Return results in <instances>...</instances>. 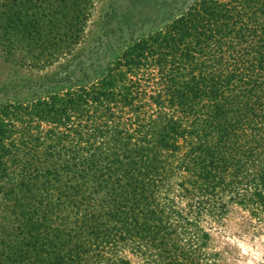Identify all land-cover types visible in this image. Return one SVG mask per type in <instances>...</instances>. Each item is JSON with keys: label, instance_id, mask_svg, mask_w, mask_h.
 Returning a JSON list of instances; mask_svg holds the SVG:
<instances>
[{"label": "trees", "instance_id": "1", "mask_svg": "<svg viewBox=\"0 0 264 264\" xmlns=\"http://www.w3.org/2000/svg\"><path fill=\"white\" fill-rule=\"evenodd\" d=\"M112 65L0 105V264H212L202 222L233 204L264 221V0H194Z\"/></svg>", "mask_w": 264, "mask_h": 264}, {"label": "rangeland", "instance_id": "2", "mask_svg": "<svg viewBox=\"0 0 264 264\" xmlns=\"http://www.w3.org/2000/svg\"><path fill=\"white\" fill-rule=\"evenodd\" d=\"M69 1L38 0L32 10L28 0H0V105H29L52 91L89 87L129 45L162 31L194 0H84L85 17L76 28L64 15ZM55 20L59 29L50 34ZM28 23L44 33L28 36L24 31L31 27L19 26ZM12 211L13 199L0 193L1 225H13ZM202 227L212 264H264V221L248 210L228 205L222 218L207 219ZM124 254L130 264H144L128 249Z\"/></svg>", "mask_w": 264, "mask_h": 264}]
</instances>
